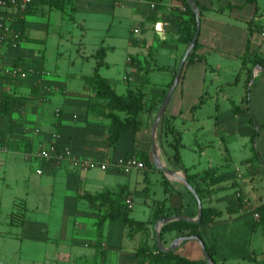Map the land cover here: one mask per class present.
<instances>
[{
    "label": "crops",
    "instance_id": "crops-1",
    "mask_svg": "<svg viewBox=\"0 0 264 264\" xmlns=\"http://www.w3.org/2000/svg\"><path fill=\"white\" fill-rule=\"evenodd\" d=\"M195 2L201 12L198 46L193 60L185 64L164 114L167 124H172L178 135L165 134V126L160 138V124L158 154L164 165L186 176L169 160L174 154L171 144L180 137L182 164L190 175H197L195 184L201 190L202 199L199 198L203 207L221 212L200 229L204 241L214 248L216 264H264V71L258 69L261 66L258 61L264 62V0ZM102 11L110 19H106L98 43L93 45L96 49L90 55H81L87 39L86 12L92 16ZM55 13L60 16L52 19ZM65 16L82 31V37L76 39L79 43L73 41L80 45L75 59L68 53L63 32L54 30ZM21 19L24 30L20 42L16 45L6 42L0 47V108L4 110L0 113V237H4V224L32 232L30 240L34 242L38 240L35 233L50 232L51 225L28 221L25 214L20 221L15 220V213L4 221L2 193L4 186H9L4 169L16 156H22L30 163L40 161L37 174H47L57 183L54 194L63 203V216L86 218L87 223L75 220V227L83 228L89 223L96 229L97 239L92 246L75 240L67 244L65 239L61 247L57 231L54 238L39 240L47 249L46 264H99V261L108 264L112 257L119 259L117 264H138L137 251L145 242L141 232L132 238L124 226L108 221L99 233L98 222L106 210L83 196L107 190L120 192L122 201L131 208V218L138 198L146 219H133L147 224L148 233H142L150 235L147 242L151 248L157 241L156 230L155 236L151 230L156 216L198 217L196 196L156 166L152 141L163 95L170 91V84L191 45L181 39L183 26L191 20L186 3L184 0H69L64 10H56L36 0L26 14L6 12L5 22L12 30H18ZM50 37L57 42L55 57L48 55ZM118 39L125 41L129 52L133 50L128 53L124 66L127 75L123 80L137 83L135 89L129 90L145 93V110L141 114V130L123 133L117 147H112L108 141L110 121L91 109L92 105L102 104L85 80L94 71L85 75L71 68L78 62L93 60L95 70L96 54L102 50L106 66L109 54L117 51ZM15 68L20 69L21 75L10 73ZM157 70L165 71L168 76L153 80ZM106 79L116 91L114 82ZM186 136L191 138L188 158ZM50 147L69 148L77 159L110 165L126 154L146 153L153 166L145 163L147 169L133 171L138 173L133 181V172L126 175L112 168L79 170L70 160L46 163L40 153ZM5 235L18 238L13 231ZM125 237L129 242L137 240L135 255L123 251L128 244L118 239ZM181 237L193 236L167 232L163 239L165 247L169 248ZM176 253L190 260H206L201 242L195 239L182 242Z\"/></svg>",
    "mask_w": 264,
    "mask_h": 264
},
{
    "label": "rangeland",
    "instance_id": "rangeland-1",
    "mask_svg": "<svg viewBox=\"0 0 264 264\" xmlns=\"http://www.w3.org/2000/svg\"><path fill=\"white\" fill-rule=\"evenodd\" d=\"M69 15H72L71 13ZM87 15V39L85 40L84 47L81 48V55H90L93 52V49H96V45L93 46L95 43H98V39L102 33V30L106 26V19H110L107 14L102 11V13L94 14L92 16ZM57 13L52 14V19L58 17ZM55 29H60L63 34L65 35L64 44L70 49L68 53L72 56V58H76L78 55V49L80 45L76 44V39H80L82 37V31L78 29L76 25L70 22L68 18L63 20L61 25H55ZM53 30V29H52ZM52 34V33H51ZM72 39V40H71ZM69 40V41H68ZM75 41L76 43H74ZM77 46L74 47V44ZM110 43V41L106 42ZM56 40L50 37L49 40V48H48V55L50 57H55L57 55L56 50ZM117 45V51L112 54H109L107 59V65L101 68L100 73L103 77L112 80L115 84L116 91L118 94H125L128 92L129 89H135L137 83L136 82H125L123 78L126 73V69L124 68L125 62L127 60L128 53L132 52L125 47V41L123 39H118L115 41ZM135 50V49H134ZM168 56V55H166ZM166 56H162L164 61L166 60ZM70 57V56H68ZM162 60V61H163ZM95 67V62L93 60L85 61L84 63H77L76 66L71 68V71H75L77 73L91 75L93 73ZM152 76L153 80L157 77H167L168 74L165 71L157 70L154 72ZM185 155L186 158L189 157V148L191 146V138H185ZM163 156V155H162ZM160 158V157H159ZM165 159V156H163ZM161 160V159H160ZM205 164V163H204ZM41 166L40 161H34L30 163L29 161L25 160L22 156H16L12 163L10 161L9 165H6L4 171L7 172V185L4 186V192L2 193L3 197V217L4 221L10 217L13 213H15V220L20 221L25 217L28 221H36L39 224L46 223L47 225H51L50 232L35 233L38 237L37 241H31L30 235L22 229V227H13L9 228L7 225L4 224L2 231L4 232V237H0V248H1V261L2 264H46L45 258V251L47 250L45 245L39 242V240H43L46 237L47 241L49 238L55 235L54 231H57L56 235L60 237L61 247L63 246V241L66 239L67 244L69 242L75 241H83L84 245L92 246L95 239H97L96 229L92 227V224L85 225L82 228L75 227V220H83L86 222V218H79L74 216H63V203H60V199L57 196V193L54 194L55 181L53 179H49L47 174L38 175L37 169ZM140 174V173H139ZM138 175L137 172H133L131 175V179L134 181L135 176ZM143 176L142 174H140ZM126 178V177H123ZM54 184V186H53ZM57 184V183H56ZM155 185L153 186V190L155 189ZM60 189V187H59ZM54 195V196H53ZM136 207L132 213L133 218L138 220H145L146 216L143 214L142 210L140 209V204L138 202V198H136ZM126 204V203H125ZM27 209V211H26ZM9 215V216H8ZM92 219V218H90ZM91 221V220H90ZM157 224V223H156ZM87 226V227H86ZM152 234L155 236V225L153 224ZM7 231H13L16 233L18 238L13 239L5 235ZM128 232V231H127ZM150 232V231H149ZM127 234V233H126ZM139 233H135L132 238L135 237ZM142 242L148 241L150 235H145L142 232ZM150 234V233H149ZM129 235V232H128ZM50 238V239H51ZM129 240V239H128ZM125 237L118 239L123 243H127L128 246L124 252H129L131 255H135V246L137 240L128 241ZM139 240V238H138ZM154 240V239H153ZM45 241V239H44ZM113 242V240H109ZM58 242V241H57ZM108 242V240H107ZM135 245V246H134ZM51 245H48L50 248ZM37 248V249H36ZM85 252H91L92 250L84 249ZM113 250V249H112ZM105 251V250H104ZM103 251V252H104ZM106 252V251H105ZM44 253V254H43ZM128 253V254H129ZM36 258H39V260ZM36 260V261H35ZM117 258H111L108 264H117ZM70 263V261H68ZM49 264V263H47ZM99 264H104L99 261ZM107 264V263H105Z\"/></svg>",
    "mask_w": 264,
    "mask_h": 264
},
{
    "label": "trees",
    "instance_id": "trees-1",
    "mask_svg": "<svg viewBox=\"0 0 264 264\" xmlns=\"http://www.w3.org/2000/svg\"><path fill=\"white\" fill-rule=\"evenodd\" d=\"M42 2L48 4L50 7L56 10H64L68 4L69 0H41ZM187 6V11L191 16L190 22H187L183 26L181 39L188 45H190L195 37L197 31V19L196 14L191 8L189 2L184 0ZM33 5V4H32ZM31 5V6H32ZM30 6V8H31ZM29 8V10H30ZM29 10L27 12H29ZM26 12V13H27ZM24 13V14H26ZM20 26L18 31L23 34L24 23L21 19ZM198 43L191 53L189 60L186 65L193 60L195 51L197 49ZM98 59L97 66L92 76L86 77L85 80L92 87L95 98L102 102V104L92 105V111H96L99 116L106 118L110 121V136L108 138L109 144L112 147H117L121 136L125 132L130 131H139L142 128L141 114L145 110V93L142 90H129L126 94L120 95L113 88L112 84L104 78L100 70L104 66L105 52L104 50L96 54ZM258 64L264 66V62L258 61ZM177 73L174 76V80L170 84V88L173 85ZM146 81V78L145 80ZM168 92H165L163 98L167 96ZM249 101V100H247ZM2 112L4 111L1 108ZM120 114H125V117H122ZM165 126H167L165 134L172 133L178 135L172 124H167L165 116L161 121V132L160 138L163 136ZM174 149V154L168 156L172 164L176 165L178 169H181L185 172L188 182L194 187L200 198L202 199V194L200 188L195 184L197 175H190L188 170L183 166L179 145L180 137L176 138L174 143L171 144ZM126 157L136 156L142 159L148 166H153L150 156L146 153H131L126 154ZM83 199L88 200L92 203H99L106 210L103 217L98 222L99 233H101V226L105 222L118 223L124 226L129 230L130 236H133L135 233H148L147 224L141 221H137L130 217L131 208L122 201V193L112 192L107 190L105 192L91 195L85 194ZM221 215L216 209L210 207H203L202 218L199 223H190L186 221H175L163 226L161 230L162 239L167 232L178 231L182 233V236H195L200 238L206 247L207 252L212 257L214 263L215 260V251L213 247L208 246V244L203 239V233L200 231L203 225L212 223L214 219ZM167 216L154 219L153 224L159 221V219H165ZM137 263L138 264H209L207 260H190L182 255L177 254L176 252L172 253H163L159 250L157 241L154 244V247L151 248L147 241L143 242L137 251Z\"/></svg>",
    "mask_w": 264,
    "mask_h": 264
},
{
    "label": "built area",
    "instance_id": "built-area-1",
    "mask_svg": "<svg viewBox=\"0 0 264 264\" xmlns=\"http://www.w3.org/2000/svg\"><path fill=\"white\" fill-rule=\"evenodd\" d=\"M36 0H0V47L6 43L16 45L20 42L22 33L18 30H12L7 26L5 22L6 12L15 11L18 14L26 13L30 6ZM262 36L264 37V29L262 31ZM12 75L19 76L21 75L20 69L10 70ZM2 112L0 108V113ZM40 158L46 163H61L66 160H70L74 168L79 170H94L100 168L103 171H106L110 168L119 170L122 173L129 175L135 170H145L147 166L145 162L139 159L136 156L131 157H121L116 162L110 164H99L95 161L89 159H77L74 157L73 152L69 148L59 149L56 147H50L44 149L40 153ZM39 173H42L41 171Z\"/></svg>",
    "mask_w": 264,
    "mask_h": 264
},
{
    "label": "water",
    "instance_id": "water-1",
    "mask_svg": "<svg viewBox=\"0 0 264 264\" xmlns=\"http://www.w3.org/2000/svg\"><path fill=\"white\" fill-rule=\"evenodd\" d=\"M191 8L193 9V11L195 12L196 14V18H197V31H196V34H195V37L189 47V49L187 50L182 62H181V65L179 67V70H178V73H177V76L175 78V81L170 89V91L168 92L167 96L165 97L158 113H157V116H156V119H155V122H154V125H153V129H152V141H153V154H154V158H155V164L156 166L162 170L169 178L171 179H174V180H178L180 182H182L197 198L198 200V203H199V215L197 218L195 219H192V218H188L186 216H181V215H178V216H172V217H168V218H165L163 220H161L155 227V230H156V239H157V245H158V248L161 252L163 253H172V252H176L177 248L179 247V245L184 242L185 240H188V239H195V240H198L201 242V245H202V248L204 250V253H205V257H206V260L209 264H215L212 257L210 256V254L207 252L206 250V247L204 245V243L198 238V237H181V238H178L176 239L173 244L167 248L165 247L164 245V242H163V239H162V236H161V230L163 228L164 225L166 224H169V223H172V222H175V221H186V222H190V223H199L201 221V218H202V213H203V205H202V202L199 198V195L198 193L196 192V190L194 189V187L188 182L186 176H183L173 170H171L170 168H168L166 165H164L162 163V161L160 160L159 158V154H158V146H157V133H158V129L160 127V124H161V121L164 117V114H165V111L173 97V94L181 80V76L183 74V70H184V67H185V64L186 62L188 61L191 53L193 52L194 48L196 47L197 45V42H198V38H199V34H200V25H201V20H200V16H201V12L195 2V0H188ZM260 71H264V67L260 66L258 68ZM254 78H252V82H254Z\"/></svg>",
    "mask_w": 264,
    "mask_h": 264
}]
</instances>
